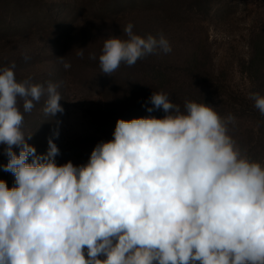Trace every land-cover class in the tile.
I'll list each match as a JSON object with an SVG mask.
<instances>
[{
	"label": "clouds",
	"instance_id": "clouds-1",
	"mask_svg": "<svg viewBox=\"0 0 264 264\" xmlns=\"http://www.w3.org/2000/svg\"><path fill=\"white\" fill-rule=\"evenodd\" d=\"M133 27L104 40L101 73L171 52L163 34ZM15 67H0L3 170L15 178L11 188L0 180V264H264V165L230 134L234 115L153 92L147 111L162 118L118 119L86 164L58 165L51 138L42 155L27 142L20 110L46 97L44 114L62 113L58 84L17 82ZM249 98L264 116V95Z\"/></svg>",
	"mask_w": 264,
	"mask_h": 264
},
{
	"label": "rangeland",
	"instance_id": "rangeland-1",
	"mask_svg": "<svg viewBox=\"0 0 264 264\" xmlns=\"http://www.w3.org/2000/svg\"><path fill=\"white\" fill-rule=\"evenodd\" d=\"M129 23L142 37L163 34L171 52L101 73L104 40L126 39ZM12 62L17 82L58 84L62 113L45 115L46 97L30 113L20 107L27 142L42 155L51 138L60 150L58 165L86 164L98 143L113 139L118 119L162 118V109L147 111L149 97L160 91L181 108L194 100L222 117L234 115L230 134L264 165V116L249 98L264 95V0H0V67ZM4 149L0 180L11 188L15 178L3 170Z\"/></svg>",
	"mask_w": 264,
	"mask_h": 264
}]
</instances>
